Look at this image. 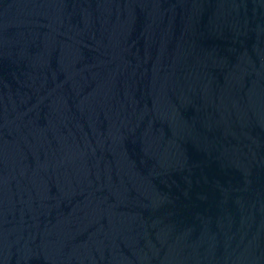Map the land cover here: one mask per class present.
I'll list each match as a JSON object with an SVG mask.
<instances>
[{
  "label": "water",
  "instance_id": "95a60500",
  "mask_svg": "<svg viewBox=\"0 0 264 264\" xmlns=\"http://www.w3.org/2000/svg\"><path fill=\"white\" fill-rule=\"evenodd\" d=\"M0 264H264V0H0Z\"/></svg>",
  "mask_w": 264,
  "mask_h": 264
}]
</instances>
